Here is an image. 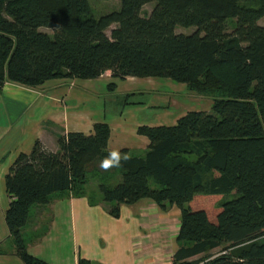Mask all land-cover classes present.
Instances as JSON below:
<instances>
[{
    "label": "trees",
    "instance_id": "obj_1",
    "mask_svg": "<svg viewBox=\"0 0 264 264\" xmlns=\"http://www.w3.org/2000/svg\"><path fill=\"white\" fill-rule=\"evenodd\" d=\"M120 1V10L96 18L89 0H0V93L6 83L38 88L110 71L112 92L129 77L170 79L215 97L212 112H188L172 126H140L138 135L150 141L146 154L109 171L100 167L111 138L106 122L90 135L60 136L56 153L37 140L5 179V221L18 257L49 264L28 250L24 229L32 210L54 195L95 205L86 189L92 177L113 218L122 205L142 200L181 211L173 264H264V0ZM177 27L196 32L178 34ZM197 200L204 206L197 208Z\"/></svg>",
    "mask_w": 264,
    "mask_h": 264
},
{
    "label": "crops",
    "instance_id": "obj_2",
    "mask_svg": "<svg viewBox=\"0 0 264 264\" xmlns=\"http://www.w3.org/2000/svg\"><path fill=\"white\" fill-rule=\"evenodd\" d=\"M112 80V73L108 71L96 80L58 79L38 88L6 83L0 93L3 117L0 163L7 156L10 163L0 169L3 174L0 186H5L6 175L16 158L21 153H30L37 140L56 153L60 136L71 132L90 135L98 122H106L111 127L108 151L127 150L131 156H144L150 141L138 135L137 130L143 125L160 124L150 123L143 117L147 106L141 103L127 102L123 109L117 106L110 116L98 108L97 83ZM151 80L129 77L119 81L116 90L122 89L128 100L144 94L145 87L141 85ZM89 102H92L90 107ZM110 207L111 204L102 201L100 193L95 205L88 198L54 195L48 206L32 210L30 222L24 229L29 252L49 264H78L81 258L91 264L173 263L178 249L180 210L173 208L163 213L154 202L142 200L132 206L122 205L121 216L116 219L109 214ZM7 209V204L0 209L1 217L4 214L5 218ZM154 220L160 228L152 235ZM6 227L2 224L0 264H23L13 241L10 247L4 246L12 240Z\"/></svg>",
    "mask_w": 264,
    "mask_h": 264
},
{
    "label": "rangeland",
    "instance_id": "obj_3",
    "mask_svg": "<svg viewBox=\"0 0 264 264\" xmlns=\"http://www.w3.org/2000/svg\"><path fill=\"white\" fill-rule=\"evenodd\" d=\"M93 16L99 18L105 14L111 13L113 11H118L121 9V1L120 0H89ZM156 2H152L146 5L142 9L143 16H149L152 10L154 9ZM264 24V19L261 21ZM115 28V26L111 27L107 31V35H111V31ZM43 32L48 34H52L53 32L49 29L42 28ZM196 32L195 27L191 28H183L177 27L176 33L180 34H192ZM104 75V74H103ZM102 75V76H103ZM113 81V80H112ZM108 84L105 81L101 83H97L98 88V108L102 109L108 116L113 115L117 106L123 107L126 106V103L129 102L135 103L139 105H146L147 109L143 117L147 118L150 123H156L160 125L172 126L176 124L177 118L184 116L186 113L191 111H205L212 112V106L215 97L213 96H202L190 92L186 85L176 83L170 79H152L150 82H145L141 85V88L145 93L142 95H137L136 97H132L127 100L126 94L122 89L116 90L112 92L108 90ZM73 85V84H72ZM123 85L120 87L122 88ZM92 106V102L88 103V107ZM2 118L0 115V124L2 122ZM155 124V125H156ZM10 157H6L4 162L0 163V169L5 167V165H9ZM3 175V174H0ZM120 180V176H116L109 183L115 184ZM99 183L95 178L90 177V182L87 184L86 189L88 192V197L92 198L95 202L97 195L99 196ZM61 198V196L57 195ZM199 198H207L206 196H200ZM233 196H229L227 200H232ZM52 201V200H51ZM103 201V200H102ZM222 201V198L215 199L212 206L209 209V215L212 219L216 218L217 212L219 211V203ZM9 198L5 191V186H0V209L7 204V208L9 206ZM195 206L197 208L204 206L202 200H197L195 202ZM111 208V207H110ZM173 208L178 209L177 207H172L168 210L171 211ZM179 210V209H178ZM164 212L163 213H168ZM181 212V211H180ZM4 214L0 216V237L3 235L2 224L6 226L4 220ZM3 222V223H2ZM160 228L159 224H156L155 220L152 222L151 232L152 235L156 234V231ZM7 230V227H6ZM155 231V233H154ZM12 240L5 243V247H10ZM178 246V244H177ZM179 247V246H178ZM217 253L218 251H214ZM173 264V263H172Z\"/></svg>",
    "mask_w": 264,
    "mask_h": 264
},
{
    "label": "clouds",
    "instance_id": "obj_4",
    "mask_svg": "<svg viewBox=\"0 0 264 264\" xmlns=\"http://www.w3.org/2000/svg\"><path fill=\"white\" fill-rule=\"evenodd\" d=\"M131 154L113 149L108 152L107 156L101 161L100 167L109 171L113 168H120L123 164L131 159Z\"/></svg>",
    "mask_w": 264,
    "mask_h": 264
}]
</instances>
